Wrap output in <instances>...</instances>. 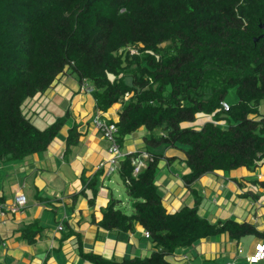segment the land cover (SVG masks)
<instances>
[{"label": "trees", "instance_id": "16d2710c", "mask_svg": "<svg viewBox=\"0 0 264 264\" xmlns=\"http://www.w3.org/2000/svg\"><path fill=\"white\" fill-rule=\"evenodd\" d=\"M262 24L264 0H0V162L20 161L49 147L70 112L39 129L22 107L63 75H75L93 87L97 112L121 105L120 145L140 128L151 134L145 148L152 161L137 174L133 159L139 153L119 164L133 213L111 201L99 225L125 234L140 225L150 232L154 251L148 257L106 259L85 252L79 242L84 260L172 264L168 257L203 239L222 234L238 241L247 235L264 238L249 222L210 223L196 205L171 213L156 184L160 161L172 160L164 153L169 148L186 156L189 173L182 177L187 186L216 172H255L264 162ZM231 90L237 96L232 104L227 101ZM199 114L210 118L200 129L183 126ZM156 130L162 134L154 135ZM80 136L78 125H72L66 155ZM160 146L162 153L152 152ZM98 176L87 184L94 191L90 204ZM20 232L35 243L38 231L25 227Z\"/></svg>", "mask_w": 264, "mask_h": 264}, {"label": "crops", "instance_id": "0c3cea01", "mask_svg": "<svg viewBox=\"0 0 264 264\" xmlns=\"http://www.w3.org/2000/svg\"><path fill=\"white\" fill-rule=\"evenodd\" d=\"M81 84L78 76L66 74L45 94L31 99L40 109L33 112L34 125L47 128L66 112H70V119L44 152L20 161L0 162V204L5 206V215L0 217V264H91L80 256L79 242L85 252L106 259H121L128 253L131 258L148 257L154 251V245L140 225L130 234L110 232L99 225L110 202L115 200L116 206L122 202L123 190L118 180L112 178L114 174L106 176L109 144L92 123L97 113L96 102ZM88 88L93 89L89 83ZM120 110L121 105L116 104L105 116L117 123ZM74 124L78 125L81 136L66 155V138ZM139 131L124 138L121 144L124 155L148 151L145 138L150 134H139ZM169 149L165 156L172 160H165L156 178V184L164 191L163 204L167 210L170 200L176 202L171 206L174 210L180 204L196 205L200 216L210 223L234 219L249 222L264 233V201L261 200L264 162L256 169L261 171L256 181L250 179L253 172L239 168L229 173L205 175L187 186L178 167L174 168L180 151ZM94 176H98V184L94 186L98 191L90 204L94 191L87 184ZM246 192L251 193L250 197H243ZM19 194L26 196L27 203L24 208L14 210ZM253 195L257 198L253 199ZM25 227L38 231L34 244L23 239L20 230ZM253 237L243 244L222 234L179 249L171 257L176 264H247L245 256L253 252L257 243H264L263 237ZM239 249L243 251L241 254Z\"/></svg>", "mask_w": 264, "mask_h": 264}, {"label": "built area", "instance_id": "2783aa9c", "mask_svg": "<svg viewBox=\"0 0 264 264\" xmlns=\"http://www.w3.org/2000/svg\"><path fill=\"white\" fill-rule=\"evenodd\" d=\"M83 90L87 92H92L88 88V85L84 82L81 84ZM224 110L229 109V105L226 102L221 103ZM92 123L95 128L102 134L104 139L109 142V159L107 160L108 168H106V175L109 176L114 173L118 167L120 161L124 158V154L121 151L120 145L118 143V127L115 122L108 119L104 113L97 112L93 118ZM152 161V156L147 152H142L139 158L134 160L135 174L138 173L145 165V161ZM27 203V198L23 194H19L15 198L14 210H20L25 207ZM5 215V206L0 204V217ZM59 230H62V227H59ZM147 238L150 237L149 232H145ZM243 251L239 249L238 254H241ZM246 262L252 264L257 260H264V243L257 244L253 253L245 256ZM226 264H237L236 262H227Z\"/></svg>", "mask_w": 264, "mask_h": 264}, {"label": "rangeland", "instance_id": "374dc122", "mask_svg": "<svg viewBox=\"0 0 264 264\" xmlns=\"http://www.w3.org/2000/svg\"><path fill=\"white\" fill-rule=\"evenodd\" d=\"M41 98H43V99H45V97H41ZM227 101L229 102V103H235L236 101H237V96H236V94H235V91L234 90H231V91H229V94H228V96H227ZM32 101L31 100H29V103H27V105H25V103H24V105H23V107H22V110H23V113L25 114V116L27 117V118H29L31 121H34L35 122V118H34V111H36V109L39 111L40 109H38L37 108V106L35 105V104H32L31 103ZM29 104H31L30 106H29ZM28 107H29V109H28ZM28 109V110H27ZM259 109H260V113L261 114H264V100L261 102V104H260V107H259ZM210 120V118L208 117V116H206L205 114H199L198 116H197V118H196V120L194 121V122H192V123H185V124H183V126L184 127H191V128H194V129H200L201 127H202V125L206 122V121H209ZM36 123V122H35ZM37 125V127L39 128V129H45L46 127L45 126H41V125H38V124H36ZM50 126V125H49ZM43 127H45V128H43ZM140 130V131H139ZM138 131H139V134H147V133H149V132H147V130L145 129V128H140ZM150 134V133H149ZM154 135H156V136H160L161 134H162V131L161 130H156V131H154V133H153ZM151 135V134H150ZM108 144H109V142H107ZM182 148H183V150H185L186 149V147H183V146H181ZM172 149V148H171ZM175 149V148H174ZM170 150V149H169ZM162 151H163V147H154L153 149H152V152H154V153H162ZM167 152V149L164 151V153H166ZM169 152H172L171 150L169 151ZM174 155V154H173ZM177 158H176V162L174 163V168H177V170H178V172H180L181 173V175L183 176V175H186V174H188L189 173V170H188V168L186 167V164H185V160H186V156H185V154H184V152H182V151H180L178 154H177ZM165 162V160H161L160 161V163H159V171H158V174L160 173V168H161V166L162 165H164V164H166V163H164ZM244 169H246V168H244ZM247 170V169H246ZM245 170V172L246 173H248V171H246ZM165 172H169L168 170H166ZM261 171L260 170H257V172L255 171V172H253V173H250V175H252L251 177H250V179L252 180V181H256V179H257V176H258V174L257 173H260ZM229 173V172H228ZM114 174V175H113ZM113 174H111V175H113V177L112 178H114V179H117L118 180V182L121 184V186H122V194H121V199H122V202L119 204V206H117V208H119L120 210H122L123 212H125L126 214H132L133 213V207H132V203H133V199L128 195V193H127V190H126V188L124 187V185L121 183V181H120V178H119V176H118V174L116 173V172H114ZM157 174V175H158ZM253 174H255V175H253ZM259 187H260V185L259 184H257V189H259ZM162 191V190H161ZM164 193V191L162 192V194ZM218 199V198H217ZM262 201H264V197H262V199H261ZM169 205H170V208H168L169 210V212H171V213H173V212H175L176 210H178V209H181L182 207H184V205H182V204H180L181 206H180V208H176L175 210H174V208L173 207H171V206H174V205H176V202L174 201V200H170V203H169ZM211 207V206H210ZM254 212H255V210H254ZM237 215H239V214H237ZM254 239V237L252 236V235H247V236H245V237H243V238H241V241H242V243L244 244V242H246V241H249V240H253ZM130 255L131 254H127V255H124L123 257H121V259H118L119 257H116L117 258V260H122L123 258H131L130 257ZM168 259H169V261H171L172 262V264H176V262L172 259V257H168ZM241 260H244L243 258H241ZM260 264H264V262H262V263H260Z\"/></svg>", "mask_w": 264, "mask_h": 264}, {"label": "clouds", "instance_id": "9594fccd", "mask_svg": "<svg viewBox=\"0 0 264 264\" xmlns=\"http://www.w3.org/2000/svg\"><path fill=\"white\" fill-rule=\"evenodd\" d=\"M84 82L88 85V82H87L86 80H82V81H81V83H84ZM91 90H93V89H91ZM90 93H92V92H90ZM227 104H228V103H227ZM228 105H229V104H228ZM228 110H229V109H228ZM119 145H120V144H119ZM120 148H121V145H120ZM121 151H122V150H121ZM144 152H147V153H148V151H144ZM122 153H123V152H122ZM141 153H142V152H139V154L133 159V162H134V160H135L136 158H139V156H140ZM149 154H150V153H149ZM128 155H129V154H128ZM150 155H151V154H150ZM126 156H127V155H124V158H125ZM151 156H152V155H151ZM124 158H123V159H124ZM123 159H122V160H123ZM122 160H121V161H122ZM121 161H120V162H121ZM148 161H149V160H148ZM146 163H147V161L144 162V165H146ZM119 164H120V163H119ZM133 165H134V163H133ZM134 166H135V165H134ZM144 167H145V166H144ZM144 167H143V168H144ZM135 168H136V166H135ZM143 168H142V169H143ZM142 169H141V170H142ZM118 170H119V167H118V169H117L115 172H117ZM141 170H140V171H141ZM140 171H139V172H140ZM139 172H138V173H139ZM104 174H105V173H104ZM112 174H113V173H112ZM136 174H137V173H136ZM106 176H107V175H106ZM109 176H111V175H109ZM24 196H25V195H24ZM25 197H26V196H25ZM145 232H148V231H145ZM145 232H144V235H145ZM149 233H150V232H149ZM145 237H146V236H145ZM146 238H147V237H146ZM149 238H150V237H149ZM149 238H147V239H149ZM260 243H262V242H260ZM260 243H257V244H260ZM257 244H256V245H257ZM256 245H255V246H256ZM255 246H254L253 252H254V250H255ZM253 252H252V253H253ZM250 254H251V253H250ZM245 260H246V259H245ZM262 262H264V260H257V261H255V262L252 263V264H260V263H262ZM247 264H248V263H247Z\"/></svg>", "mask_w": 264, "mask_h": 264}, {"label": "water", "instance_id": "95a60500", "mask_svg": "<svg viewBox=\"0 0 264 264\" xmlns=\"http://www.w3.org/2000/svg\"><path fill=\"white\" fill-rule=\"evenodd\" d=\"M260 28L264 31V24L260 25ZM263 41H264V33L262 34V36L260 37ZM259 39H256V41H258Z\"/></svg>", "mask_w": 264, "mask_h": 264}]
</instances>
